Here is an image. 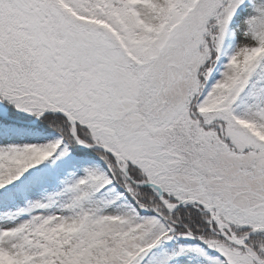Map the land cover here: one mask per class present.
<instances>
[{"label":"snow or ice","instance_id":"snow-or-ice-1","mask_svg":"<svg viewBox=\"0 0 264 264\" xmlns=\"http://www.w3.org/2000/svg\"><path fill=\"white\" fill-rule=\"evenodd\" d=\"M0 264H264V0H0Z\"/></svg>","mask_w":264,"mask_h":264}]
</instances>
